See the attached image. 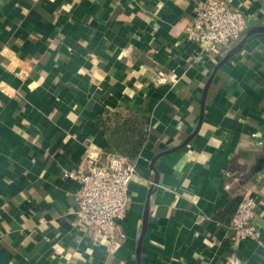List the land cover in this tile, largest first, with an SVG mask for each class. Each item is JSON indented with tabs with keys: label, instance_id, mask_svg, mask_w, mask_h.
I'll use <instances>...</instances> for the list:
<instances>
[{
	"label": "crops",
	"instance_id": "obj_1",
	"mask_svg": "<svg viewBox=\"0 0 264 264\" xmlns=\"http://www.w3.org/2000/svg\"><path fill=\"white\" fill-rule=\"evenodd\" d=\"M203 1L0 0V264H264V34L211 78L226 53L184 38ZM232 6L245 32L264 26V0ZM142 111L125 239L108 254L75 228L62 174L88 144L103 159L115 112ZM246 191L260 243L231 239Z\"/></svg>",
	"mask_w": 264,
	"mask_h": 264
},
{
	"label": "built area",
	"instance_id": "obj_2",
	"mask_svg": "<svg viewBox=\"0 0 264 264\" xmlns=\"http://www.w3.org/2000/svg\"><path fill=\"white\" fill-rule=\"evenodd\" d=\"M245 30L246 19L232 6V0H204L197 7L184 38L217 60L242 38ZM159 75L155 77L157 83L163 81ZM133 174L134 167L126 157L105 154L101 159L89 144L78 168L62 174L78 185L73 193L75 228L92 241L103 243L108 254H113L125 239L118 221L125 215ZM256 211V199L244 192L229 223L233 242L260 243V231L254 224ZM229 263L239 264L236 258H231Z\"/></svg>",
	"mask_w": 264,
	"mask_h": 264
},
{
	"label": "trees",
	"instance_id": "obj_3",
	"mask_svg": "<svg viewBox=\"0 0 264 264\" xmlns=\"http://www.w3.org/2000/svg\"><path fill=\"white\" fill-rule=\"evenodd\" d=\"M114 128L105 127L107 148L105 154H118L132 161L145 142V134L139 131L138 126L144 120V111L139 116L115 112Z\"/></svg>",
	"mask_w": 264,
	"mask_h": 264
},
{
	"label": "water",
	"instance_id": "obj_4",
	"mask_svg": "<svg viewBox=\"0 0 264 264\" xmlns=\"http://www.w3.org/2000/svg\"><path fill=\"white\" fill-rule=\"evenodd\" d=\"M256 34H264V26H256V27H253V28H250L248 29L244 36H242V38L234 45L232 46L227 52L226 54L224 55V57L219 61V63L217 64V66L215 67L213 73H212V76L211 78L213 77L214 73L217 71V69L228 59H230L233 55L237 54L239 51H241V49L243 48L246 40L253 36V35H256ZM211 78L210 80H208L206 86H205V89H204V92H203V98H202V106H201V110H203V104H204V97H205V93H206V90L208 88V85H209V82L211 81ZM199 126H200V122H198V125H197V128L195 130V132L199 129ZM185 143H183L182 145H180L177 149H179L180 147H182ZM159 156V155H158ZM157 156V157H158ZM262 166L261 164H259L256 168H255V171H258L259 169H261ZM154 185L157 184V180H154L153 182ZM152 189H153V186L151 187L150 189V193L152 192ZM147 210H148V201L146 202L145 204V212H144V216H143V229H142V233L144 231V227H145V222H146V215H147ZM142 236V235H141Z\"/></svg>",
	"mask_w": 264,
	"mask_h": 264
}]
</instances>
